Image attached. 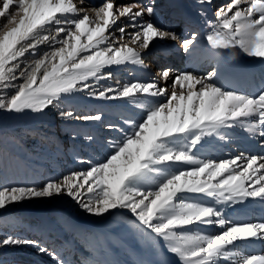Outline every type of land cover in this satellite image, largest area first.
Listing matches in <instances>:
<instances>
[{
  "label": "snow or ice",
  "instance_id": "obj_1",
  "mask_svg": "<svg viewBox=\"0 0 264 264\" xmlns=\"http://www.w3.org/2000/svg\"><path fill=\"white\" fill-rule=\"evenodd\" d=\"M168 6L189 25L194 16L207 18L214 9L215 23L208 20L206 36L211 49H239L264 59V0H169ZM91 13L74 0H0V112L44 113L59 108L62 97L80 92L124 100L141 110L138 119L124 121L127 130L108 124L121 138L103 161L80 160L86 170L39 187H0V210L33 198L67 196L84 213L105 220L114 210H128L135 217L132 227L154 234V243L162 240L179 264H264V254L246 251L252 241H264V221H233L217 207L249 198L264 201V155L215 160L194 151L205 137L224 139L222 130L237 126L264 137V88L246 95L219 84L216 68L201 75L171 67L160 69L150 82L97 87L113 78L112 66L149 68L145 53L154 41L174 43L193 56L200 34L193 30L185 36L176 25L166 26L157 0H104ZM42 45L47 50L38 55ZM26 54L35 58L21 67ZM8 89L14 92L9 95ZM58 114L75 121L102 119V113ZM211 228L219 231H207ZM5 246L32 247L54 264H68L35 240L5 235L0 248Z\"/></svg>",
  "mask_w": 264,
  "mask_h": 264
},
{
  "label": "rangeland",
  "instance_id": "obj_2",
  "mask_svg": "<svg viewBox=\"0 0 264 264\" xmlns=\"http://www.w3.org/2000/svg\"><path fill=\"white\" fill-rule=\"evenodd\" d=\"M77 2H81L82 6L98 7L104 0ZM164 7L159 9L160 14ZM122 22L125 23V20L122 19ZM178 28L182 30V27ZM124 42H127V37ZM46 50V46L42 45L38 55ZM34 58L26 54L21 67ZM147 58L145 55V62H148ZM155 73L158 70L155 69ZM201 73L204 75L205 71ZM115 80L123 82L124 76L117 75ZM109 85L115 86L111 79L100 81L97 87ZM13 92L14 89H8L9 95ZM76 95L91 98L88 100L90 106L80 104L79 100L74 99ZM95 99L80 92L62 97L59 108L46 109L44 113L0 112V187H39L48 180L62 179L70 172L86 170L87 166L80 163V160H91L93 163L103 161L111 153L112 143L120 139L116 135L102 136L106 132H102L101 128L109 124L110 117L103 116L100 122L92 121L93 124L86 125L84 121L62 119L58 114L60 110H70L78 115L97 114L96 110L100 107L98 104L108 102ZM46 114L53 117V121L46 119ZM121 117L119 114L117 118ZM138 118L135 115L132 119ZM96 123L102 127L99 126V132L94 134L92 126ZM112 123H116V119ZM73 134L75 139L71 138ZM89 136L91 140L87 139ZM103 143L109 144L108 151L100 149ZM114 212L115 215L105 220L84 213L67 196L33 198L11 204L7 211L0 210V238L16 235L38 241L49 252H57L68 264H92L95 260L103 259L118 261L120 264H159L161 260L179 264L178 259L167 251L162 240L154 243L150 239V235L154 234H141L132 227L135 217L128 210L118 209ZM0 264L54 262L48 255L32 247L5 246L0 248Z\"/></svg>",
  "mask_w": 264,
  "mask_h": 264
},
{
  "label": "bare ground",
  "instance_id": "obj_3",
  "mask_svg": "<svg viewBox=\"0 0 264 264\" xmlns=\"http://www.w3.org/2000/svg\"><path fill=\"white\" fill-rule=\"evenodd\" d=\"M215 1L216 4H223L228 2V0H215ZM74 2L77 4V6L79 5L80 7H83L81 2H77V0H74ZM120 2H127V0H117V3ZM192 2H194V0H192ZM166 3H169V0H157V4L160 9L162 6H165V8L167 9L166 13H168L167 14L168 20L174 19L173 23L165 24L166 26L174 25L175 22H180V25L184 24L185 28L183 34L185 36L189 35L193 30L198 32L199 31L198 27L203 26V24L201 23L197 24L198 26L195 25L194 23L190 25L185 24L178 17H174L172 15L175 10L171 11L170 7ZM92 8L94 7L93 6L88 7L90 15L92 14L91 13ZM159 18L160 19L162 18L161 14ZM203 20L206 21L208 31L210 32L211 27L208 23V20H211L213 24L215 23L214 9L210 10L207 15V18H203ZM199 34L200 35L198 37L197 51L193 56H189L188 54H185L182 51H178L179 46L175 45L174 43L167 41H154L153 42L154 46H150L148 52L145 53V55L148 56V58L146 59V61L148 62L146 63L150 65L149 68H143L141 66L131 65V64L112 66L109 70L112 71L114 79L112 78L111 81H113L114 85L116 86V81L119 80H115V77L117 75L118 76L121 75L124 76L123 82L120 81L121 84L132 83L135 81L150 82L153 79L158 78L157 74L155 73V69L158 70L159 72V70L162 69L163 67H171L175 72H180L183 70L195 71L201 75H203L201 73L202 71L208 72L211 71L213 68H216L218 72L222 59L228 56V54H232V53L240 54L246 59L253 61L254 64L252 65V67L257 68V72L261 73L262 74L261 78L264 79V59L248 57L242 52H240L239 49H224V53H220L218 58L216 56L214 60H207L202 64L199 55V49L203 41L200 40L201 33ZM216 79L218 81L219 79L218 75ZM241 93L249 95L246 91H241ZM74 99L79 100L80 104H84L87 106H90L88 100H92L91 98L77 96V95ZM95 100H99V99H95ZM106 101L108 103L102 104L99 102L100 104L98 105H100V107L96 110V112L97 114L102 113V118L103 116H106L108 118L110 117L109 124L112 123L113 119H116V123L120 124L126 130L127 125L124 124V121L127 119L126 117L134 118L135 115L139 117V113L141 110L136 106L128 102H125L124 100L123 102L122 101L117 102L112 100H106ZM84 108H86V106H84ZM119 114L122 115L121 118H117ZM112 115L113 118L111 117ZM45 118L52 121L54 119L53 117L47 114L45 115ZM91 122L92 121H88L84 123L86 125L93 124ZM99 126L101 125L97 123L92 126V128L95 131L94 134L99 132L100 130ZM107 126L105 127L101 126L102 132H106V133H102L103 134L102 136L114 137V135H116L117 138H121L119 135H117V133L110 132L111 130ZM230 129L236 131V133L235 134L231 133L229 131ZM222 135L225 137L224 139H221L219 136L205 137L204 140H202L201 143L197 146V149L194 151H196L197 155L202 158H209L215 160L232 158L236 155H239L240 153L249 155L251 154V151L254 149L258 151L256 155H264V137H260L258 134L253 135L249 133L245 127L237 126L234 128L224 129L222 130ZM118 140L119 139H116L115 142ZM100 145L103 146V148H100L103 151H108V149H110L108 143H103ZM191 195H195L198 198L200 197V194H191ZM218 206L223 208L226 216L232 219L233 221H240V222L264 221V201H261L259 198H249L242 203L233 204L230 206H225V205H218ZM227 213H229L230 215L228 216ZM214 230L219 231L218 228L207 229V231H212V232H214ZM246 251L249 254H257V255L264 254V241H259V240L252 241L247 246Z\"/></svg>",
  "mask_w": 264,
  "mask_h": 264
}]
</instances>
